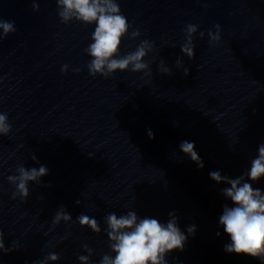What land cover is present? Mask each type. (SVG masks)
<instances>
[{"label":"water","instance_id":"95a60500","mask_svg":"<svg viewBox=\"0 0 264 264\" xmlns=\"http://www.w3.org/2000/svg\"><path fill=\"white\" fill-rule=\"evenodd\" d=\"M116 2L130 25L119 55L152 42L144 58L151 75L92 76L85 49L95 24L62 23L56 0H0V19L16 29H0V113L11 124L0 135V236L8 249L0 264H36L49 252L60 259L48 264H80L84 245L89 264H100L115 255L104 217L130 210L161 223L175 213L187 241L166 254L168 264H262L225 251L231 240L219 217L234 204L221 192L230 185L209 173L241 176L264 144V0ZM188 24L197 26L191 60L181 51ZM217 25L220 40L210 43ZM162 61L171 75L158 70ZM182 141L195 143L203 168L180 150ZM20 165L49 170L29 183L26 200L13 198L7 179ZM247 182L264 192V176ZM61 205L72 220L54 226ZM81 214L101 232L82 228Z\"/></svg>","mask_w":264,"mask_h":264},{"label":"clouds","instance_id":"9594fccd","mask_svg":"<svg viewBox=\"0 0 264 264\" xmlns=\"http://www.w3.org/2000/svg\"><path fill=\"white\" fill-rule=\"evenodd\" d=\"M56 2L62 23L67 24L76 20L85 25L95 24L93 42L85 49L92 57L87 65L90 75L100 74L107 78L117 71L151 75L150 64L145 62L144 58L153 50L152 42L143 40L134 52L119 55L122 39L128 33L130 25L116 0H56ZM38 7V4L33 2V10H38ZM216 27L215 34L211 31L208 33L210 43L220 40L219 26ZM0 29L3 35L7 36L16 30L15 22L0 19ZM184 31L186 43L182 45L181 51L191 60L195 56L192 36L196 33L197 26L188 24ZM139 35L137 29L131 33V38ZM203 35L201 33V36ZM176 66H182L179 58L176 60ZM67 69L68 66L64 65L62 72H66ZM158 70L162 74L171 75V69L166 67L163 61ZM183 74L189 75V69L185 68ZM10 131L11 124L8 122L7 114L0 113V135L7 136ZM148 135L150 139L155 138L150 129ZM180 150L198 167L203 168V161L195 151L194 142L182 141ZM16 171L17 175H10L7 179L16 189L13 198L18 196L21 200H26L29 196V183L39 184L41 178L49 172L44 165L30 169L20 165ZM209 175L218 184L230 185L221 189L223 196L234 204L233 207L225 205L219 217V224L231 240L230 244L225 245V251L259 258L264 264V192L259 188H253L252 183L247 182L248 180L257 182L264 176V144L259 145L258 155L251 161L250 169L241 176L230 178L221 175L219 171L210 172ZM80 203L77 201V204ZM169 217L167 223H161L155 218H141L131 210L119 216L114 212L109 213L104 217L106 224L104 231L109 238L110 250L115 255L105 254L100 264H168L166 254L177 249L183 251L187 241V236L178 227L175 213L170 212ZM71 220L72 216L61 205L53 217V225ZM77 220L82 228H90L96 234L101 232L100 224L94 217L81 214ZM195 231V225L187 229L190 235ZM84 248L88 255H80L78 259L80 264H89L92 249L87 245H84ZM0 251H8L3 243V235L0 236ZM59 259L57 253L49 252L44 260L36 264H48L49 261L56 262Z\"/></svg>","mask_w":264,"mask_h":264}]
</instances>
